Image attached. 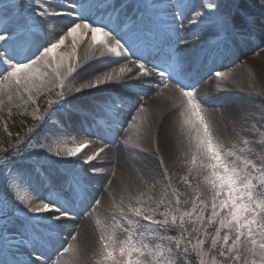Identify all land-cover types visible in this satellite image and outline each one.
<instances>
[{
	"label": "snow or ice",
	"instance_id": "6c2138e0",
	"mask_svg": "<svg viewBox=\"0 0 264 264\" xmlns=\"http://www.w3.org/2000/svg\"><path fill=\"white\" fill-rule=\"evenodd\" d=\"M251 3L261 9V16L264 17V0H251ZM15 7L0 0V13L9 17L6 23H0V90L8 86V103L13 100L12 89L17 94L27 93L28 100H32V93L39 87L37 82L42 83L43 78L49 75L55 78L61 89L67 86L66 82H71L69 77L72 80L77 77L87 79L90 75L87 69L78 71L75 62L78 44L83 43L85 38L90 40L89 51L93 54L98 52L100 57L122 58L127 64L118 73L113 69L112 73L96 76L95 80L87 79L86 83L74 88L75 93L99 89L110 83L120 86L137 84L141 87L155 85L156 89L161 86L168 88L171 83L179 94L176 125L179 135L187 141L185 154L191 165L189 171H195L198 178L202 177L203 186H196L190 210H181V204L187 202H182L176 192L174 203L168 201L170 220L169 213H159L164 219L155 218L159 205L151 208L130 206L129 211L155 226L152 231L176 226L185 237L186 244L192 243L186 227L191 223L194 226L191 231H202L203 235V238L197 237L192 247L200 248L203 256V246L210 241L211 249L216 250L221 258L213 259L211 264H264V192L258 191V188H264V159L254 163L239 155L234 145L225 146L215 134V117L219 115L225 121L237 117L224 112L217 114L204 107L205 102L193 83V72L198 64L215 55L221 46L227 47L230 37L250 33L257 20L248 8L240 0H234L226 12H221V5L215 2L197 6L195 0H174L166 5H152L154 11L145 19L135 0H62L60 3L55 0H31L29 11L21 9L13 13ZM161 9L163 16L159 14ZM64 17L70 20V24L61 26L58 38L49 41L47 32L54 28L59 18ZM260 26L264 27V19L260 21ZM198 28L214 29L212 41L201 43L195 31ZM69 38L72 53L66 55L60 49L66 46ZM138 41L145 47L137 48ZM145 50L151 59L143 55ZM128 64H134L137 71L133 72ZM215 76L225 81L230 79V74L226 72L217 71ZM60 96L63 97V91ZM4 103L5 100L0 98V108ZM56 104L59 105L56 112H49L47 117H41L42 120L53 114L59 116L62 112L68 119L76 114L71 107L72 100L60 99ZM126 105L127 101L123 98H109L92 110L97 140L103 141L104 136L119 122ZM140 111L147 112V109L141 108ZM132 119L135 121L137 117ZM60 123L63 124V120ZM56 127L54 135H65L62 128ZM168 131L162 117L155 126V132L153 126L148 125L140 132L137 142L125 138L123 144L150 153L156 158L158 166L163 168L164 160L160 152L161 145L168 141ZM85 137L79 141L73 138L70 143L60 142L55 147L41 146L47 161L73 164L49 184V194L44 197L21 194L22 190L32 191L33 177L40 179L41 168L37 166L40 153H25L19 148L5 150V159L0 160V176L5 180L4 192L0 195V242H3L0 252L14 251L9 252L11 260L0 259V264H60L55 257L61 250L68 251V247H64V234L76 239L70 225L79 215L77 205H83L90 195L89 177H96L103 171L92 162L105 153L107 145L101 143V146L95 147L96 141L92 136L85 134ZM153 144L155 147H151ZM181 144L184 145L183 140ZM261 155L264 157V150ZM17 158L33 160V164L14 165L13 161ZM76 163L86 167L76 168ZM148 163H143L137 171L144 173ZM253 173H258V176ZM163 174L167 178L166 168H163ZM183 182L188 187L192 186L187 175L183 177ZM93 203L98 206L100 201L94 200ZM134 223L138 226V222L127 219L128 225ZM210 226L214 228L211 233ZM98 243L99 259L96 264H145L147 259L144 246L138 245L131 235L121 240L114 232H101ZM176 244L179 246V241ZM187 251L185 247L184 252ZM248 253L253 257L251 260ZM200 264H206L203 258Z\"/></svg>",
	"mask_w": 264,
	"mask_h": 264
},
{
	"label": "bare ground",
	"instance_id": "6f19581e",
	"mask_svg": "<svg viewBox=\"0 0 264 264\" xmlns=\"http://www.w3.org/2000/svg\"><path fill=\"white\" fill-rule=\"evenodd\" d=\"M135 2L139 9L144 6V0H135ZM170 2H174V0H169L168 3ZM195 2L197 6L201 4V0H195ZM240 3L248 8L251 15L256 18L257 23L251 27L250 33L246 32L244 39H241L239 35L234 36L233 42L236 44V47L233 48L231 52L224 51V49L220 47L215 55L210 56L206 61L198 64L193 72V83L196 92L202 101L205 102L204 107L213 110L217 114L224 112L237 118L255 101L253 97L254 93H249V91L252 90L253 84L246 73L250 71L251 68L254 69L255 66L258 71H260L259 74L264 73V49L263 51L254 53L255 49L258 48L260 44H264V27L260 26V21L264 19V17L261 16V9L255 4H252L251 0H240ZM227 8V6L221 4L220 10L224 11ZM68 24H70V20L67 17L59 18L54 28L47 32V39L49 41L57 39L60 27ZM185 26L187 27V21H185ZM195 31L201 38V43L205 41L209 42L208 40L213 38L212 33L214 29L208 30L205 28H198L195 29ZM89 43L90 40L85 38L83 43L78 44L76 50L77 59L75 60L78 65V71L80 69H87V72L90 74L87 79L94 80L97 74L103 76L108 69L117 65H120L121 68L127 64V61L122 58L108 56L103 58L99 56L98 52L93 54L89 51ZM66 44H68V46H63L60 51L66 53V55H70L72 53L71 38L66 41ZM145 56L151 59L149 53H146ZM115 60H119L120 62H113ZM67 62L66 58V63ZM131 65L132 64H128L127 66L132 68L133 72L137 71V69L133 68ZM217 71L229 73L230 79L225 81L216 77L215 72ZM87 79L77 77L75 80H72V78L69 77L68 80L71 82H66L67 86L64 88L68 90V96L75 97V99H73V104L82 111L96 109L97 106H100L98 102H95L96 99L103 98L107 95L103 91L104 87H101L99 88L100 90L95 89L96 91L90 89V92H92L91 95L85 96L83 99L76 96L78 94L75 93L74 88L77 87V85L80 86V84L86 83ZM154 79H158V77ZM45 80L46 85L55 86L56 84L59 86V83L54 77H51V75L47 76ZM197 81L198 83H196ZM185 83L187 84L188 81H185ZM69 89L72 90L69 91ZM115 89L123 90L125 93H128L129 96L122 97L119 95L117 97L111 96V98H123L127 101V105L124 107L119 117V122L104 136L103 141L97 140L96 138L95 134L97 129L93 122V116L89 118L81 112L78 115H73L71 119H68L69 126L72 128V134L77 141L86 138L85 134H88L96 141L95 147L101 146V143L107 145L105 153H102L96 161L92 162L97 167L102 168L103 171L96 177H89V181H91L94 187L88 189L90 195L87 201L76 209L79 215L70 225L72 235H75L76 239H83L86 233H91L89 223L91 221V219H89L91 216L87 213V210L91 207L92 200L100 201V204L93 209L95 210L94 215L101 214L105 212L108 202H112L113 195L118 196L123 191L129 193L131 189L145 182L151 173L154 175L158 171H161L160 166L156 169L157 160L153 155L141 152L138 149H131L129 146L124 145L123 140L125 138H129L133 143L137 142L138 136L140 132L143 131L144 127L152 125L153 132H155V126L163 117L165 127L169 131L167 143L161 145V153L166 157L171 153L172 147L176 146V141L172 137V133L178 130L176 125L178 119L177 105H179L180 101L178 98L179 94L175 92L171 83L168 88L161 86L159 89H156L155 85L152 87L137 88L132 84L125 86L116 84ZM141 108H146L147 112H141ZM134 116L137 117L135 121L132 119ZM236 119L225 121L219 117V115H216V122L214 124L215 134L219 136L220 139L228 138L229 135H231L234 125L237 124ZM183 139L186 141V138L183 137ZM151 147H155V144L151 145ZM146 161L149 162L148 168L145 169L144 173L138 172L137 169ZM84 167L86 166L82 165L81 169ZM109 181H111V183H109ZM103 186L109 188L111 193L109 194L106 190L103 192ZM34 189L35 193L41 197L49 194V189H45L44 184L41 185V183H39L34 186ZM106 216L107 220L110 219V221L115 218L113 213H107ZM89 235L91 234H87V236ZM91 237L92 236L89 238L91 239ZM70 239H72L71 236L65 233L64 240L68 241ZM6 260H11V258L7 256Z\"/></svg>",
	"mask_w": 264,
	"mask_h": 264
},
{
	"label": "rangeland",
	"instance_id": "374dc122",
	"mask_svg": "<svg viewBox=\"0 0 264 264\" xmlns=\"http://www.w3.org/2000/svg\"><path fill=\"white\" fill-rule=\"evenodd\" d=\"M27 3H25L27 8H31L30 2L31 0H26ZM203 4L207 5L210 2H215L224 4L225 6L231 7L233 4V0H215V1H209V0H203ZM29 5V7H28ZM230 9V8H229ZM30 9H28L29 11ZM225 11V10H224ZM221 11V12H224ZM0 23H6L5 16L0 13ZM213 39V38H212ZM211 40V39H210ZM68 46V44H66ZM63 47V46H62ZM262 48H264V44L260 45L256 50L261 51ZM107 72L112 73L113 70H108ZM260 71H258L257 67L251 68L250 71L246 73V75L251 80V83L253 84L252 90L249 91L253 92V97L255 98V101L252 102L251 106L245 109L242 114L236 119L237 124L234 125L231 135H229L226 139H221L226 147L235 146V151L242 155L244 158L252 160L254 163H259L261 159H264L262 157L261 152L264 150V132L259 129L260 122L264 119V95H261V93H264V73L259 74ZM257 74V75H256ZM100 76V75H98ZM52 77V76H51ZM46 77L43 78V82L39 84V87L32 93V97L36 100L45 97L47 99V102L50 101L59 107V105L56 104L57 100H60V85L50 86L46 85ZM96 78V77H95ZM94 78V80H95ZM53 79V78H52ZM79 86V85H77ZM67 91V89H64V92ZM86 90H84L85 92ZM9 89L8 86L5 85L3 90H0V98H3L5 100L4 105L2 108H0V117L12 113L15 109L18 110L23 115L30 116L33 120H40L39 112L36 106L28 100V94H17L15 92V89H12V95L13 100L12 103L9 104L7 101V95H8ZM55 98L54 101L51 99L52 97ZM50 97V98H49ZM57 98V99H56ZM71 97H68L67 100H71ZM11 109V111H9ZM56 109H54L51 113H55ZM63 112L58 115H51L50 118L42 120V137L40 146H37L36 148L32 146L30 148L31 152H39V160H43L46 157L44 156L43 152L41 151V146L44 148L48 147H55L57 143L60 142H71L74 138V135L72 134V131L69 128L64 127V123L61 124L60 121L62 120ZM62 128L63 133L65 135L58 136L54 135L56 133L57 127ZM172 137L176 141V146L172 147L171 153L168 154V156L164 157L163 153L160 152L161 156L164 160L163 168L167 169V178L163 174V168L160 167L161 171H158L153 175V173L150 174L149 178L145 180V182L139 184L131 189L129 193H125L126 191L121 192L118 196L113 195L112 196V202H108L106 205L105 212L98 214V215H91L92 218L90 223V232L86 233L83 237V239H75V240H65L64 247H68L67 252H63L61 250V253L56 256L55 259H58L60 261V264H96V261L99 259L98 256V249H99V235L101 232L105 233H115L119 239H127L129 235L134 236L135 229L137 224L134 223L133 225L127 224V219H132L134 222L142 223V219L140 217H136L129 211V207H142V208H151V207H161L162 205L165 207L168 206V201L171 200L173 203L175 201L176 192L178 191L179 195L182 196L183 199H185L188 204H191V200L193 198V193L196 188V186L199 184L203 186V179L202 177H197L196 172L192 171L190 172L189 169L191 168L189 158L185 154V147L187 141L183 139L179 135L178 130L176 132L173 131ZM181 140L184 141V145L181 144ZM247 140L248 143L244 144L243 141ZM243 149V151H241ZM18 160V159H17ZM33 160H35V157H33ZM33 160H21L19 159L16 162L13 161L14 165H25L23 164V161L28 162L27 165H32ZM47 160V159H46ZM49 162V161H48ZM157 162V161H156ZM51 163V162H50ZM52 164V163H51ZM41 168V174L46 173L47 176H41L40 180H45L48 183V186L50 183H54L56 178H58V172L54 169H49L48 172L45 169L44 165H37ZM156 169H158V163L156 165ZM7 172V169H4ZM187 175L189 177V181L191 183V187H188L183 182V177ZM254 175V173H253ZM51 178V179H50ZM44 181V182H45ZM38 180L33 177L32 179V191H25L22 190L21 194L30 196V194L35 193L33 191V188L35 185H37ZM4 184L5 180H3L0 183V192H4ZM107 187V186H106ZM104 189L108 191V193H111V190L109 188H105L103 186V192ZM258 191H261V188H258ZM32 196V195H31ZM163 200L164 203L161 204L160 201ZM107 213H113L115 218L110 221V219L107 220ZM109 218V216H108ZM189 233L192 237L196 234V232H192L191 229L194 227L191 223H188ZM197 227V226H195ZM124 229H127L125 231ZM87 234H91L87 236ZM90 236L91 239L89 238ZM90 239V240H89ZM69 245L71 247H69ZM162 247L166 248L167 243L162 245ZM156 245L152 246L151 248L148 247L143 248V251L146 253L147 259H145V264H149V261L151 264H157V257H153L150 250H154ZM196 251V254L199 255L200 258H203L206 262V264H211V261L213 259H217V257L213 256L209 251L203 247V256H201V250L200 248H194ZM248 258L251 260L253 257L251 253H248ZM170 260V257H169Z\"/></svg>",
	"mask_w": 264,
	"mask_h": 264
},
{
	"label": "trees",
	"instance_id": "16d2710c",
	"mask_svg": "<svg viewBox=\"0 0 264 264\" xmlns=\"http://www.w3.org/2000/svg\"><path fill=\"white\" fill-rule=\"evenodd\" d=\"M8 119H10V118L8 117ZM9 121H11V125L14 127H17L18 126L17 124L20 123L17 121V118L13 117V116L11 117V119ZM17 128L19 129V127H17ZM6 140H7L6 135H1V133H0V143H2V142L5 143ZM180 262H182V260H180V256H179L178 259H175V263L179 264Z\"/></svg>",
	"mask_w": 264,
	"mask_h": 264
}]
</instances>
